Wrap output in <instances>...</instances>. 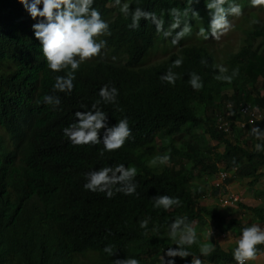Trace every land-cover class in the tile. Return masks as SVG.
<instances>
[{
	"label": "trees",
	"instance_id": "trees-1",
	"mask_svg": "<svg viewBox=\"0 0 264 264\" xmlns=\"http://www.w3.org/2000/svg\"><path fill=\"white\" fill-rule=\"evenodd\" d=\"M236 1L248 2L228 3ZM207 2L121 0L117 5L115 0H94L93 7L109 24L111 35L96 38L105 40L106 47L76 70L71 92H59L54 91L56 76H66L70 66L51 71L33 29L39 18L34 20L20 0H0V264H114L127 258L139 264H164V259L171 258L157 253L178 246L191 256L176 257L175 264H191L193 257L211 264H237L233 253L238 242L227 252L217 247L202 255L197 236L193 244L183 245L174 240L181 232L170 234L171 223L180 218L198 229L204 221L202 213L213 219L222 234L242 233L246 227L240 218L227 219L218 207L200 204L202 192L192 184L190 170L175 166V161L193 162V168L201 166L211 174L219 168L211 151L203 153L200 146L179 150L176 137L206 127L210 138L222 147L214 155L222 162L221 169L235 168V177L250 178V186L264 175L260 170L264 151H257L251 127L243 128L246 138L238 143L227 138L217 122V115L233 121L240 106L248 103L264 106V19L257 12L248 14L251 21L241 29L238 49L228 46L226 52L211 37H193V30L200 27L210 34ZM123 3L130 5V13L136 7L155 13L164 20L165 31L173 23L170 9L181 13L187 9L182 19L191 25V33L173 45L180 29L165 37L146 19L131 28V15L120 12ZM177 59L183 63L173 67ZM221 65L228 69L227 75L239 69L230 83L216 79L220 72L215 66ZM169 69L178 77L175 84L161 80ZM192 73L201 77L199 90L189 83ZM105 85L118 90L116 103L102 101L99 92ZM227 89L232 95L224 93ZM49 95L59 97V106L46 103ZM214 97L219 100L209 107ZM97 101L108 116L109 127L122 119L129 123L131 136L120 149L104 150L103 129L98 144L73 145L64 135L63 129L76 122L75 113L92 110ZM256 127L264 130V122ZM239 130L237 136L242 133ZM157 137L170 141L167 170L147 166L145 154L139 153L150 150ZM260 142L264 145V140ZM120 164L136 169L133 194L117 191L122 187L119 184L112 188L111 198L85 189L89 173ZM214 191L219 192L215 187ZM158 195L178 198L181 203L168 210L157 208L153 198ZM240 206L264 222L263 207ZM144 220L146 228L141 227ZM108 245L111 255L104 251ZM256 247L259 250L264 244Z\"/></svg>",
	"mask_w": 264,
	"mask_h": 264
},
{
	"label": "clouds",
	"instance_id": "clouds-1",
	"mask_svg": "<svg viewBox=\"0 0 264 264\" xmlns=\"http://www.w3.org/2000/svg\"><path fill=\"white\" fill-rule=\"evenodd\" d=\"M24 5L26 11L34 20L39 18V22L33 25L36 39L41 42L42 53L47 61V67L53 72H60L62 69H67L70 66V71L66 76H56L54 84V91L71 92L74 88L75 72L80 65L90 60L93 57L100 55L101 50L106 47L107 42L103 39H96L100 36L111 35L109 24L101 17V13L93 7L94 0H20ZM117 5H121V0H115ZM253 7L264 5V0H251ZM227 5V6H226ZM210 15V35L216 40L226 34L233 27L228 19L229 16L239 17L242 13V8L239 4L233 2L228 3V0H210L206 3ZM120 12L125 16L131 15V28L139 27V22L142 19L151 20L155 24L157 32H163L165 37L173 36V32L177 31L172 39V44L178 42L191 33V25L184 23L182 17L187 16V9L181 13L179 9H170V15L173 18V23L168 30H164V20L157 17L153 12H147L140 7H136L130 13V5L123 3L120 7ZM193 15H199L193 13ZM183 27L181 28V24ZM204 39H209V35L205 34V29H200L198 33ZM79 57V59H77ZM115 59V58H113ZM202 63L207 61L202 60ZM182 59H177L173 63V67H180ZM218 67L220 75L216 77L218 80L231 82L232 79L238 75L239 69H235L231 75H227L228 69L224 66ZM177 75L169 69L166 74L161 76V80L170 84H175ZM189 83L194 90H199L203 87L201 77L196 73L190 75ZM104 103H116L118 90L115 87L105 85L99 92ZM46 103L59 106L60 99L58 96H46ZM97 101L92 105V110L77 111L75 113L76 122L70 124L63 129L64 135L68 137L73 145H87L101 143L100 132L106 130L103 137L104 150L113 151L120 149L125 141L131 136V130L127 119L119 120L117 125L109 127L107 123L108 116L102 111ZM250 106L247 114L241 112V109ZM229 107V106H228ZM252 113L264 114V106H259L254 103H248L240 106L239 113L236 117L244 120L241 127H251L250 135L258 140H264V130L257 126L258 122H264V119H257L252 117ZM227 116V115H226ZM252 120V122H250ZM218 128L225 131L224 121L220 117L217 119ZM247 129V128H246ZM226 133V132H225ZM257 151H264V145L256 144ZM218 146L215 147L218 150ZM103 155V152L100 153ZM160 163H166L169 160L167 155L157 157ZM233 170H223L213 177L214 187L218 188L220 193L227 190V179L229 173H234ZM222 174H224L222 176ZM136 175V169L120 164L115 167H103L98 171H93L86 176L87 183L84 185L86 190L92 192L107 193L109 198L112 197V188L119 184L122 187L117 191H123L126 195H131L135 192V185L132 183ZM229 190H227V193ZM236 196L237 199H233ZM229 199L234 202L238 201L237 195L229 194ZM155 207L170 209L173 205H179L181 202L178 198H172L167 195H158L153 198ZM147 220L141 222V227L146 228ZM183 226V227H182ZM181 232L180 244L191 245L196 240V234L193 227L186 222L185 218L176 219L170 225V234L175 236L177 232ZM264 244V230L256 224H251L242 230V235L238 240V246L235 248L233 256L237 264H246L247 261L254 260L257 257V245ZM110 255L113 253L112 246L108 245L104 249ZM202 255H208L210 249L204 246L200 249ZM167 257L171 258L167 261L164 259V264H175V258H187L191 253L186 248L178 246V248H169L166 252ZM114 264H139L135 258H127L123 260H116ZM191 264H202L198 257H193Z\"/></svg>",
	"mask_w": 264,
	"mask_h": 264
},
{
	"label": "rangeland",
	"instance_id": "rangeland-1",
	"mask_svg": "<svg viewBox=\"0 0 264 264\" xmlns=\"http://www.w3.org/2000/svg\"><path fill=\"white\" fill-rule=\"evenodd\" d=\"M236 3L241 6L243 14L239 17H228L233 25L231 30L222 35L219 40H216L209 34V38L211 37L210 40L214 41V44L218 46L219 49L226 48V52L229 50L228 46L232 47L233 50L238 49L242 38L241 29L250 24L251 21L250 19H247L248 14L251 15L254 12H257L262 15L264 19V8L260 7L262 8V11H258L260 9L259 6L253 7L251 0H248V2H245V4L237 1ZM210 22L211 20L206 17V26H209ZM200 29L201 27L196 31L193 30V37L197 36V34L200 32ZM207 32L208 30L205 31V34H207ZM161 55L162 53L160 51L157 55L158 59L162 58ZM224 93L230 96L233 92L231 89H227L224 90ZM218 100V97L210 98L208 104L209 107H212V105ZM200 111L203 114V108H200ZM217 116L221 117L224 121V128L227 138L231 139L233 142L243 143L242 140L246 138V129H242L241 127L242 123H244V120L240 117H234L232 121L224 116ZM238 130L242 132L239 134L240 136H237ZM253 141L255 142V145L258 143L261 144L260 140L256 139L255 137ZM175 144L179 150H185L188 146H200V150H202L203 153L206 150L211 151L209 154L213 162L217 164L219 168L218 171H222V162L216 161L214 158L216 152L221 151L222 147L217 144L216 140L210 138L206 127L196 129V131L194 130L183 133L182 135L175 138ZM248 144L251 145L250 143ZM169 145V138L161 139V137H157L154 146L150 150H139V153L145 154L147 166L155 168L156 170H167L169 168V160L166 163H160L157 157H162L164 155L169 157ZM216 146L219 147L218 151L215 150ZM174 165L185 166L188 170H190V173L188 174H190L192 184H196L197 188L202 192V196L199 200L201 205L208 207H218L225 213L227 219H229L231 216L240 218L241 224L245 225L246 227L250 226L251 224H256L262 230H264V222L259 221L253 212L243 206H240V204H242L249 207L260 206L264 208V175L255 185L250 186L248 183L250 178H238L235 177L233 172H231L229 173V177L226 182L227 190H229V192L227 193V190H224L222 193H220V191L215 193L213 177L217 173L211 174L210 171L203 170V167L201 166L193 168V162L179 160V158H177ZM260 170L264 172V167H262ZM229 194L237 195L238 201L234 202L233 200H230L228 197ZM202 218L204 220L203 223H200L198 229L196 228L194 231L201 243V247L207 246L210 249V252L217 247H220L222 250L227 252V250L231 248L234 243L238 242L240 236L242 235L240 231L236 230L229 231L227 234H222L218 231V227L209 215L202 213ZM196 222L197 220L193 225H195ZM180 237L181 235H178L174 238V240L180 241ZM157 255H159L158 257L162 258L166 255V252L165 250H160ZM201 261L202 264H211L207 263L204 259H201ZM246 264H264V247L258 250L256 259L247 261Z\"/></svg>",
	"mask_w": 264,
	"mask_h": 264
},
{
	"label": "built area",
	"instance_id": "built-area-1",
	"mask_svg": "<svg viewBox=\"0 0 264 264\" xmlns=\"http://www.w3.org/2000/svg\"><path fill=\"white\" fill-rule=\"evenodd\" d=\"M249 110H250V106H246V107L241 109V112L244 113V114H247L249 112ZM251 115H252V117L254 116L253 118L264 119V114H259L258 113V114L255 115L254 113H252ZM250 122H252V120H250ZM223 175L224 174H222V176ZM233 199H237V197L234 196Z\"/></svg>",
	"mask_w": 264,
	"mask_h": 264
}]
</instances>
